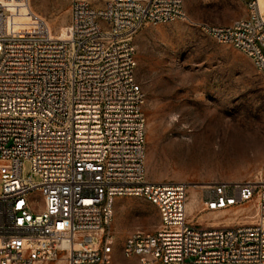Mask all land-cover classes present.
I'll return each mask as SVG.
<instances>
[{
    "label": "built area",
    "instance_id": "2783aa9c",
    "mask_svg": "<svg viewBox=\"0 0 264 264\" xmlns=\"http://www.w3.org/2000/svg\"><path fill=\"white\" fill-rule=\"evenodd\" d=\"M184 2L73 0L70 33L59 38L29 0H0V264H114L110 227L121 197L143 198L160 216L156 232L127 237L128 260L264 264V184L204 189L205 211L254 213L203 228L188 219L193 187L148 180L133 40L146 24L188 21ZM246 6L248 16L230 26L198 27L264 73V12L259 0ZM23 17L35 31L15 30Z\"/></svg>",
    "mask_w": 264,
    "mask_h": 264
},
{
    "label": "rangeland",
    "instance_id": "374dc122",
    "mask_svg": "<svg viewBox=\"0 0 264 264\" xmlns=\"http://www.w3.org/2000/svg\"><path fill=\"white\" fill-rule=\"evenodd\" d=\"M72 1L29 3L53 36L65 38ZM247 2L185 0L188 21L146 24L133 40L136 80L145 95L148 180L193 187L189 198L196 195V202L188 219L203 228L234 227L248 222L244 216L254 212L205 211L201 188L221 182H264V73L243 53L198 27H226L246 18ZM13 21L15 30L35 31L27 17ZM30 174L26 163L25 175ZM159 227L155 206L143 198H117L110 227L114 264H138L122 253L127 237L139 230L154 233Z\"/></svg>",
    "mask_w": 264,
    "mask_h": 264
},
{
    "label": "bare ground",
    "instance_id": "6f19581e",
    "mask_svg": "<svg viewBox=\"0 0 264 264\" xmlns=\"http://www.w3.org/2000/svg\"><path fill=\"white\" fill-rule=\"evenodd\" d=\"M259 4H260V7H261V9H262V11L264 12V0H259ZM200 143V142H199ZM196 147V146H195ZM195 149H199L198 147L197 148H195ZM181 161V164L182 163H184V161L185 160H182V159H180ZM258 184H264L263 182H257ZM209 186H207V187H204V188H201L202 190L203 189H206V188H208ZM195 188H197V187H195ZM194 192V191H193ZM195 196L196 195H192L191 196V198H189V201H188V205H187V211H188V214H194V207H195V205H194V203L196 202V198H195ZM226 213V212H225ZM218 217V216H217ZM230 223V222H229Z\"/></svg>",
    "mask_w": 264,
    "mask_h": 264
}]
</instances>
